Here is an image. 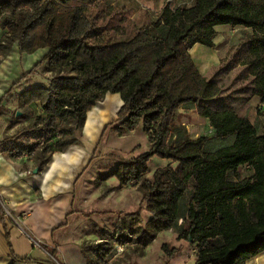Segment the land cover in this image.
<instances>
[{
    "label": "trees",
    "instance_id": "trees-1",
    "mask_svg": "<svg viewBox=\"0 0 264 264\" xmlns=\"http://www.w3.org/2000/svg\"><path fill=\"white\" fill-rule=\"evenodd\" d=\"M108 1L0 0V62L14 43L20 53L45 49L25 77L43 67L51 75L19 94L17 120L26 122L0 141V150L13 157L32 152L42 168L54 152L79 143L87 112L99 100L118 93L122 105L107 126L124 134L141 124L151 146L101 179L113 176L120 187L138 182L140 207L150 218L139 225V212L126 214L112 233H98L99 241H81L86 264H107L118 244L132 243L142 255L168 229L194 246V264H243L264 251V134L234 110L206 105L221 88L200 73L189 49L196 43L214 47L217 25L250 29L245 63L254 77L252 93L264 102V0H195L174 10L165 5L155 21L126 36L109 31L117 14L105 20ZM193 106L215 138L235 136L234 142L209 149L206 136L183 137L173 124L180 108ZM19 136L21 141L12 142ZM155 155L169 163L149 180L147 162ZM244 165L251 170L247 177L238 174ZM49 252L55 257L54 250Z\"/></svg>",
    "mask_w": 264,
    "mask_h": 264
},
{
    "label": "crops",
    "instance_id": "crops-1",
    "mask_svg": "<svg viewBox=\"0 0 264 264\" xmlns=\"http://www.w3.org/2000/svg\"><path fill=\"white\" fill-rule=\"evenodd\" d=\"M215 29L217 35L214 38V47L200 50L199 46L204 45L196 43L189 49L201 74L218 66L219 59L212 50L223 41L224 37L220 36L243 30L230 25H217ZM44 53L45 49H38L30 54L20 53L14 43L7 56L1 60L0 141L8 138L20 124L26 122V119L17 120L15 114L16 111L22 114L18 108V97L23 91L40 84L36 83L37 72L26 77L25 75ZM121 105L122 100L118 93H107L87 112L79 143L69 146L63 152H54L42 168L33 158L16 159L0 150V201L5 209L17 217L19 225H14L2 216L0 206V264H52L48 254L33 246L23 231L40 240L48 252L54 250V258L58 263L86 264L80 250L82 237H85L81 234V224L85 219L80 218L81 215L86 216L82 214L80 206L86 184L84 178L90 175L98 155L96 151L105 134H108V140L112 128L107 124L116 119ZM32 107L37 113L40 112L38 105L32 104ZM22 139L19 136L12 142L16 144ZM36 167L39 169L35 173ZM70 218L73 220L68 223ZM57 255L61 262L57 260ZM24 257L37 262L19 260ZM178 258H174L172 264H182L183 262L176 261ZM243 264H264V251L250 257Z\"/></svg>",
    "mask_w": 264,
    "mask_h": 264
},
{
    "label": "rangeland",
    "instance_id": "rangeland-1",
    "mask_svg": "<svg viewBox=\"0 0 264 264\" xmlns=\"http://www.w3.org/2000/svg\"><path fill=\"white\" fill-rule=\"evenodd\" d=\"M168 0H109V7L103 11L105 20L110 14L116 13L113 28H109L111 33L117 36H126L138 28L155 21L161 14L162 9ZM175 5L180 0H171ZM113 5V6H112ZM252 31L243 29L233 34L224 33V37L216 49L212 50L217 59L218 66L211 67L202 75L207 79H214L221 88V93L208 102L206 105L212 110L221 108L232 109L238 115L247 117L256 128L257 134H264V102L259 96L252 93L253 79L245 63L248 58V43ZM201 45V44H200ZM199 49H209L207 46H199ZM44 67L37 72V82L46 83L51 75L43 71ZM174 127L180 129L185 138L195 139L206 136L208 141L206 146L209 149H216L221 146L231 145L235 136H230L224 140L217 139L211 133V125L200 116L195 107L180 108V113L175 120ZM112 130L111 136L105 134L101 145L97 149L98 155L90 170V175L84 178L85 188L80 200L81 210V234L83 240L97 242L98 233L101 231L112 233L115 227L125 218L126 214L139 212L140 220H136L139 225H145L150 218L146 210H142V194L139 191L138 182L130 181L123 187L119 186V181L113 177L102 178V176L116 168L120 161L133 159L144 154L150 149L148 137L142 130V125H138L131 132L120 134ZM109 133V132H108ZM177 133L172 134L174 140ZM107 141V142H105ZM105 142V143H104ZM96 153V154H97ZM169 163V160L160 156H153L148 162V171L145 178L151 180L156 168ZM175 165V164H174ZM238 174L241 177L251 175V170L247 165L239 168ZM229 179H235L233 173L229 174ZM82 183V182H81ZM84 184V182H83ZM189 190L185 196V201L189 199ZM73 219H69L68 223ZM181 223V220H179ZM26 233V232H25ZM24 235L27 237V235ZM28 234V233H27ZM89 234V235H87ZM29 235V234H28ZM166 244L168 249L176 248L177 253L167 252L162 245ZM119 245V244H118ZM182 245V246H181ZM194 246L186 240L178 238V232L174 229L161 231L156 238L144 249L142 255L134 251V245L125 244L121 251L114 247L113 254L107 264H172L174 258L182 264H194L196 251ZM57 260L61 258L57 255Z\"/></svg>",
    "mask_w": 264,
    "mask_h": 264
},
{
    "label": "built area",
    "instance_id": "built-area-1",
    "mask_svg": "<svg viewBox=\"0 0 264 264\" xmlns=\"http://www.w3.org/2000/svg\"><path fill=\"white\" fill-rule=\"evenodd\" d=\"M195 0H180L176 5L174 3H172L171 0H168L166 5L174 10L175 8L179 7V6H190L193 4ZM16 159L18 158H22V157H26V158H31L33 157V153L32 152H26V151H23V152H17L14 156ZM0 204L2 205L1 201H0ZM3 207V205H2ZM4 208V207H3ZM3 216L6 217L7 219H9L14 225H18V219L17 217H15L10 210L8 209H5L4 208V213H3ZM25 233V231H23ZM28 237V239L30 240L31 244L35 247H38L40 249H42L44 252H46L48 254V256L54 260L57 264H60L56 261V259L54 258L53 255H51L43 246L42 242L36 238H33L32 236L28 235L27 233H25ZM115 248H117L116 250L118 251H121L122 248H123V245H116Z\"/></svg>",
    "mask_w": 264,
    "mask_h": 264
},
{
    "label": "water",
    "instance_id": "water-1",
    "mask_svg": "<svg viewBox=\"0 0 264 264\" xmlns=\"http://www.w3.org/2000/svg\"><path fill=\"white\" fill-rule=\"evenodd\" d=\"M15 114L18 116V115H20V114H21V112H20V111H16V113H15ZM38 169H39V168H38V167H36V168H35V170H34V172L36 173V172L38 171Z\"/></svg>",
    "mask_w": 264,
    "mask_h": 264
}]
</instances>
